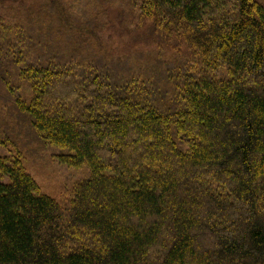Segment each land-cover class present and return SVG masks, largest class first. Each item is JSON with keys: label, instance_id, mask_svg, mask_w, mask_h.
Instances as JSON below:
<instances>
[{"label": "trees", "instance_id": "obj_1", "mask_svg": "<svg viewBox=\"0 0 264 264\" xmlns=\"http://www.w3.org/2000/svg\"><path fill=\"white\" fill-rule=\"evenodd\" d=\"M23 137L88 170L69 199ZM0 264H264V3L0 0Z\"/></svg>", "mask_w": 264, "mask_h": 264}, {"label": "rangeland", "instance_id": "obj_2", "mask_svg": "<svg viewBox=\"0 0 264 264\" xmlns=\"http://www.w3.org/2000/svg\"><path fill=\"white\" fill-rule=\"evenodd\" d=\"M258 1L264 3V0ZM106 7L109 9L108 14L101 16L100 19L107 23V30L102 33L110 41L111 46L114 45L122 56L134 54L136 51L151 52L150 47L144 48L146 45L140 42L146 37L147 31L141 27L133 31L132 27L136 24L130 20V10L126 12L118 6ZM72 8L77 14L83 13L81 6L75 5ZM46 39L43 45L47 46L49 41ZM19 147L24 152L22 156L25 159L26 170L39 183L42 193L61 202L69 199L74 186L88 176L86 168H73L61 164L58 156L62 152L58 148L40 143L37 139L26 137L21 140ZM1 151L6 153L4 150Z\"/></svg>", "mask_w": 264, "mask_h": 264}]
</instances>
